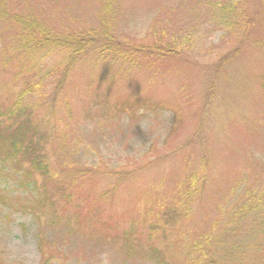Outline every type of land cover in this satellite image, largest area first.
<instances>
[{"label":"rangeland","instance_id":"1","mask_svg":"<svg viewBox=\"0 0 264 264\" xmlns=\"http://www.w3.org/2000/svg\"><path fill=\"white\" fill-rule=\"evenodd\" d=\"M12 13L63 36L110 30L180 52L129 66L91 49L58 82L60 58L16 50ZM263 72L264 0H0V127L32 110L64 188L44 189L40 174L0 152L3 263L40 264L42 238L49 264H161L147 241L167 264H194L190 246L220 231V264H264ZM24 80L31 92L21 96ZM19 95L28 108L12 117ZM191 172L205 185L187 218L164 224L149 186L169 197ZM129 227L140 240L131 252L121 239Z\"/></svg>","mask_w":264,"mask_h":264},{"label":"trees","instance_id":"2","mask_svg":"<svg viewBox=\"0 0 264 264\" xmlns=\"http://www.w3.org/2000/svg\"><path fill=\"white\" fill-rule=\"evenodd\" d=\"M220 4H224L221 2ZM7 11L3 9V14L8 15ZM9 22L15 29V34L17 36L16 50L27 54L28 57L42 56L47 57L50 55H55L60 58V63L57 66L59 70L60 78L58 82H63L70 73L71 68L75 65L77 59L83 55L87 50H93V53L99 52V56L103 59H115L120 64H127L129 66L138 64L141 60L151 62L152 56H156L157 59L164 58L168 55L173 56L178 54L179 48L174 46L173 43H167L166 45L154 44L152 46L136 45L129 41H119L115 38L114 34L110 30H105L102 32H96L93 29L91 31H76V33L67 34L63 36L57 32L48 29L44 24L37 18L30 19L22 14L12 13ZM54 53V54H52ZM264 78V72H263ZM23 83L20 95L25 93H30V86L26 80ZM13 102L8 108V112L12 117H17L20 113L25 111L28 107H20L19 100ZM29 116L24 120L18 119L14 123L0 127V152H2V160L10 162L18 168H23L25 166L26 170L35 171L40 174L43 179H45L44 189H47L46 184H51L55 189L64 190V188L57 182L56 173L52 172L49 165L47 155L44 151L43 139L44 135L40 133L35 118L32 114V110H29ZM23 169V172L29 174V171ZM118 174V180L122 181L126 179L130 172H113ZM204 174L200 175L197 172H191L190 175L185 180V183L176 184L169 197H164L160 193L159 185H150L149 193L152 198H149V207L156 208V212L160 213L161 220L164 224L168 223L171 219H176L183 221L187 218V208L190 199L198 192L202 190L201 187L205 185ZM200 179V180H199ZM65 197V193H62ZM1 198V197H0ZM156 224H151V228ZM158 225V224H157ZM156 225V226H157ZM134 228L129 227L125 230L121 239L124 246L129 252L135 251L134 242H140L133 235ZM220 231H215L209 236L204 235L203 245L199 241L194 242L190 246V250L195 253L193 258L194 264H220L219 261L214 257L216 249L219 247V242L221 240ZM137 243V245H138ZM149 243L145 249V253L152 259H156V262L161 264H167L161 258L163 254L160 253V249L152 242L147 241L146 245ZM44 240L39 238L38 248L40 253V264H49L51 260V254L44 247ZM213 247V250L210 249ZM236 248L231 247V253H235ZM52 251V249H50ZM0 264H4L0 257Z\"/></svg>","mask_w":264,"mask_h":264}]
</instances>
